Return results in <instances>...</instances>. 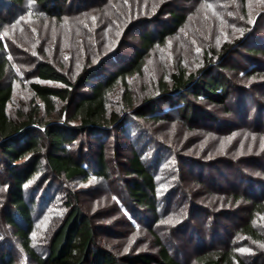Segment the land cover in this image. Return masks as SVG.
<instances>
[{
    "label": "rangeland",
    "instance_id": "374dc122",
    "mask_svg": "<svg viewBox=\"0 0 264 264\" xmlns=\"http://www.w3.org/2000/svg\"><path fill=\"white\" fill-rule=\"evenodd\" d=\"M66 4L68 12L61 20L52 16L47 18L29 1L15 14L12 10L1 12L0 40L4 46L0 48V54L4 53L10 60L6 80L13 84L14 96L8 104L13 115L18 109H27L32 100L28 88L30 82L59 85L36 77L34 63L40 56L68 73L77 58L74 48L89 54L106 38L110 52L116 45L121 55H129L130 43L137 41L136 31L143 29L132 28L124 33L131 20L159 16L161 22L170 8L186 14L187 20L174 37L149 52L143 75L129 79L136 101L151 95L155 84L168 79L179 65L194 72L202 64L203 53L245 33L255 30V34L249 35L251 41L247 46L252 47L258 42L264 49V0H246L243 6L240 0H69ZM121 8H125L123 16ZM113 14L118 15L120 24L112 35L104 29L106 23L102 20ZM89 20L93 22L92 27L85 25ZM92 37L100 40L94 41ZM233 49L236 52L226 59L230 66L228 73L235 83L232 95H236L227 104L233 107L232 114L221 106L203 103L205 109L220 119L187 124L168 108H165L167 118L161 122L129 116L124 124V132L129 137L116 129L106 140L112 168L108 179L90 176L85 180L80 177L65 180L41 168L25 184L26 197L32 195L34 202H43L34 214L31 232L36 251L44 253L50 231L66 210L67 192L75 191L82 212L90 217L97 244L118 257L137 252L156 254L159 249L154 238L156 233L182 264H198L194 257L214 247L232 249L249 264L264 262V244L247 238L236 229L247 215L243 207L247 208L250 203L242 201L233 207L216 203L233 192L235 182L236 187L242 189L248 185L247 177L264 181V56L258 68L260 74L252 75L245 71L250 60L246 47ZM111 67L108 64L106 69ZM120 92L116 90L111 95L110 107L119 106ZM225 129L229 133L226 137L220 134ZM89 138L87 134L81 135L71 146L75 147L81 141L86 150L85 141ZM130 145L144 149L143 157L148 161L157 153L155 178L159 214L165 212L160 220L154 221L153 215L131 207L121 191L122 162ZM221 183L223 191L212 188V184ZM260 190L264 193V186ZM170 191L174 194H168ZM5 194L0 197V234L6 232L9 239L2 242L0 253L12 255L14 264H35L20 252L15 236L10 235L12 229L6 227L2 219ZM180 202L183 208L179 206ZM162 209L166 211L162 212ZM255 216L253 225L264 235V216Z\"/></svg>",
    "mask_w": 264,
    "mask_h": 264
},
{
    "label": "trees",
    "instance_id": "16d2710c",
    "mask_svg": "<svg viewBox=\"0 0 264 264\" xmlns=\"http://www.w3.org/2000/svg\"><path fill=\"white\" fill-rule=\"evenodd\" d=\"M27 1L38 7L47 18L52 16L61 20L68 12L66 2L69 3V0H0L1 23L2 11L12 10V14H15ZM240 2L243 6L246 0ZM121 9L123 16L125 8ZM117 16L113 14L102 20L106 23L104 29L112 35L113 30L120 24ZM186 20V14L176 12L173 8L167 10L166 18L161 22L159 16L133 19L124 33L132 28L143 29L136 31L137 41L130 43L129 55H121L116 45L110 52L106 38L89 54H83L78 48H74L77 58L68 73L62 72L45 57L40 56L34 63L36 77L41 81H51L59 85L30 82L28 88L32 92V100L29 101L27 109H18L16 115L8 109L14 96L13 84L6 80L10 60L4 53L0 54V197L6 193L2 219L6 227L12 229L10 235L15 236L20 252L35 264H121V261L128 264H182L162 244L156 233L154 238L159 249L153 255L137 252L132 256L118 257L110 249L97 244L90 217L82 212L75 191L67 192L64 200L66 210L50 231L43 247L44 253L36 251L31 232L35 224L34 214L43 206V202H34L32 195L26 197L25 184L41 168L65 180L79 177L85 180L90 176L100 180L108 179L112 168L105 143L116 129L125 134L124 124L129 116L161 122L167 118L165 108H168L187 124L219 120L220 118L205 109L203 103L221 106L229 115L232 114L233 107H228L227 104L236 95H232L235 83L228 73L230 66L226 64V59L236 52L237 48L233 47L245 46L250 59L245 71L252 75L260 74L258 68L264 49L258 46V42H254L252 47L247 46L248 41H251L249 35L255 34V30L236 37L227 44H220L217 48L211 47L208 52L203 53L202 64L196 71H187L179 65L169 74L168 79H161L155 84L151 95L141 101L133 98L129 79L135 75H143L149 52L174 37ZM92 23L89 20L85 25L92 27ZM101 36L104 34L101 33ZM92 38L94 41L100 40ZM3 46L4 43L0 40V48ZM108 64L112 66L111 69H106ZM116 90L121 91L122 101L118 107L113 108L109 102ZM227 130H221L220 134L226 137L229 134ZM84 134L90 137L85 141L86 150L81 141L72 147ZM128 151L122 162L124 177L121 191L131 207L153 215L154 221L160 220L166 210L162 209L164 213L159 214L158 183L155 178L157 153L148 161L143 157L144 149L130 145ZM247 180L248 185L242 189L237 188L235 182L233 192L216 203L226 207H233L235 203L242 201L245 204L250 203L249 206L246 205L247 208L243 207L247 215L241 219L236 229L247 238L264 244V235L253 225L256 214L264 216V193L260 190L264 181L252 177H247ZM212 188L224 190L222 183L212 184ZM168 194L174 193L170 191ZM179 206L182 207V202ZM130 209L128 212L131 215ZM8 239L6 232L0 234V247ZM194 259L198 264H249L234 250H223L220 247L206 249ZM0 264H14L13 256L0 253Z\"/></svg>",
    "mask_w": 264,
    "mask_h": 264
}]
</instances>
